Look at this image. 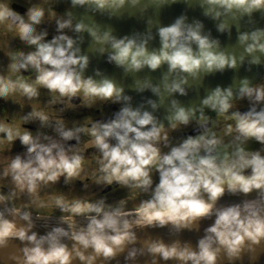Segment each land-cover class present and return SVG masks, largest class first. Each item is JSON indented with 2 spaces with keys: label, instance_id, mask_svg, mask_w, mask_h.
<instances>
[{
  "label": "clouds",
  "instance_id": "9594fccd",
  "mask_svg": "<svg viewBox=\"0 0 264 264\" xmlns=\"http://www.w3.org/2000/svg\"><path fill=\"white\" fill-rule=\"evenodd\" d=\"M0 264H264V0H0Z\"/></svg>",
  "mask_w": 264,
  "mask_h": 264
}]
</instances>
